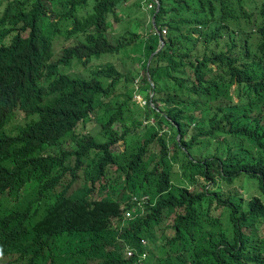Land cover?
Listing matches in <instances>:
<instances>
[{"label": "trees", "instance_id": "obj_1", "mask_svg": "<svg viewBox=\"0 0 264 264\" xmlns=\"http://www.w3.org/2000/svg\"><path fill=\"white\" fill-rule=\"evenodd\" d=\"M127 1L0 0V253L14 264H135L146 250L145 264H264L260 196L209 187L246 174L264 192V0H160L147 37L128 28L111 40ZM59 34L70 44L57 51ZM134 48L129 67L66 69ZM140 65L154 105L139 111L153 123L128 107ZM89 120L98 131H78ZM229 136L247 154L193 155Z\"/></svg>", "mask_w": 264, "mask_h": 264}, {"label": "rangeland", "instance_id": "obj_2", "mask_svg": "<svg viewBox=\"0 0 264 264\" xmlns=\"http://www.w3.org/2000/svg\"><path fill=\"white\" fill-rule=\"evenodd\" d=\"M142 1L143 0H130V3L133 6H132V9L129 11V14L131 16H133L134 21L126 22V20L129 18V16L126 15L125 21L123 23L119 24L118 28L115 29L114 34L110 33L111 36L116 35L118 33V30L121 29L122 25L125 27V29L126 28H132L134 30L139 29V31H142L140 29V27L138 26V22L144 21L145 26H147L149 24L148 21H149V18L151 16V11L148 12L144 9V7L142 5ZM141 5H142V7H141ZM90 9H91L90 7L84 8L82 13H86V12L90 11ZM59 22H61L62 24H65L61 20ZM143 32H144V30H143ZM62 36H63L62 34H59L57 36L58 39L55 40V47H56L57 51H60L62 49V44H65V43L70 44L69 40H66ZM135 52L139 53V51L137 49H135ZM116 60H117V57H114L111 55H106V56H103L99 60L92 61L91 63L88 64L87 67H84L81 65V66H75L74 69H68V68H66V69L70 72H75V71L76 72H83L84 74L89 75L92 72V70L94 69L95 64H102V63H105L107 61H116ZM135 60L136 59L133 57V53L130 52L129 57H125L123 60L124 66L129 67L131 64H133L135 62ZM140 71H142V68L140 69ZM114 98H115V102L116 101L121 102V101H123V99L125 97L115 95ZM133 101H139V100L136 97H134ZM128 107L130 110L135 111L133 114V117L139 118L140 120L143 121L144 124L148 121V119L144 116V112L142 113L139 111V110H143L146 107L145 104L135 103V105H134L133 102H131V103H129ZM128 113L130 114L131 112L128 111ZM152 121H155V120L153 119ZM92 128L94 130V133H96L98 131L99 125L95 124L94 120H89L86 123H81L78 127V131H81V132L89 131ZM113 128L120 131V132L122 131V127H121V124L119 121L115 122L113 124ZM139 135H141V133ZM129 137H130V135H127L126 139H129ZM73 139L75 140V138H73ZM222 140L224 143L223 142L220 143L216 139L215 141L213 140L211 142V144L204 143V144L195 145L193 150H192L193 155L213 154V153H216L217 149H220V151H217V152L221 153L223 156H227V155L235 156L236 154H239L241 156L243 154H247L245 149L249 148L248 142L241 143L239 141H236V140H239L238 138L233 137V136H229L227 138V140L229 141L230 144H232L233 148H231V147H229V145H230L229 143H225V142H227L226 140H224V139H222ZM124 141L125 140H123V139L119 140L113 146V148L116 151H120V150L124 149L125 148ZM233 143H235V144L233 145ZM65 147L72 149L73 148L72 142L65 144ZM181 157H183V156L181 155ZM177 166H179V165L177 164ZM173 176H174V173H173ZM180 176L184 177L183 175H181V172H180ZM219 182L221 184L220 186L217 187V186H212L209 184V187L210 188H216V189H223V190H229V189H232V187L237 188L240 190V192L245 197V199L246 198L248 199V197L251 198V197H253V195H258V196H260L259 198L261 199V202L264 203V192H262L260 187L258 186L257 180L249 177L246 174H241L240 176L235 177L233 182L231 183L232 186H228L226 184H223L222 179H219ZM174 183L177 184L175 181H174ZM239 195H241V194H239ZM240 203H242V202H239V204ZM242 205L247 207L248 203L245 202V203H242ZM218 213L220 214L222 220L226 223L225 214L228 215L226 209L223 208L220 210V212L218 211ZM168 221H170V219ZM150 243H152V242H150ZM148 264H152V258L149 260Z\"/></svg>", "mask_w": 264, "mask_h": 264}, {"label": "clouds", "instance_id": "obj_3", "mask_svg": "<svg viewBox=\"0 0 264 264\" xmlns=\"http://www.w3.org/2000/svg\"><path fill=\"white\" fill-rule=\"evenodd\" d=\"M167 1V3H168V0H166ZM142 5H143V7H144V9L146 10V11H151V16H150V18H149V24H150V21L152 20V22L154 23V25H155V15L153 14L152 15V11L154 10V9H156V12L160 9V6H161V2H160V0H143L142 1ZM142 5H141V7H142ZM132 4L130 3V0H128L127 2H126V6H125V8L123 9V11H122V13L120 14V16H121V20L117 23V24H115L114 25V27H112L109 31H108V37H109V39H111V40H114V41H117L116 40V36L119 34V33H122L124 30H125V27L122 25L121 26V29L120 30H118V33L116 34V35H113V36H111L110 35V33H112V34H114L115 33V29H117L118 28V26H119V24H121V23H123L124 21H125V16L126 15H128L129 16V18L126 20V22H131V21H134V19H133V16H131L130 14H129V11L132 9ZM87 7H90L91 9H90V11H88V12H86V13H83L84 15H86V14H88L89 12H91L92 11V7H93V5H89V6H87ZM156 14V13H155ZM148 24V25H149ZM148 25L147 26H145L144 25V21H139L138 22V26L140 27V29L142 30V31H140V32H142L143 33V35L145 36V37H147V34L148 33H146V29L148 28ZM126 29H128V28H126ZM130 29H132V28H130ZM133 31H137V32H139V29L138 30H134V29H132ZM143 30H144V32H143ZM149 32H150V30H149ZM156 32L159 34V39H160V44H159V47H158V49L155 51V52H153L152 54H151V57H149V61L151 60V58L153 57V55L157 52V51H159L162 47H163V45H164V35H166L167 34V27H163L161 30L160 29H158V28H156ZM119 42V41H118ZM120 43V42H119ZM135 49H137V48H134L133 49V56H136V55H139L140 54V52L139 53H137V52H135ZM138 50V49H137ZM139 51V50H138ZM129 53H130V50L129 51H127L126 52V56H124V53H119V54H105V55H103V56H106V55H111V56H114V57H117V60L116 61H107V62H113V63H115L118 67H121V62H123V60H124V58L125 57H129ZM103 56H101L100 58H96V59H93L92 61H94V60H99V59H101ZM91 61V62H92ZM90 62V63H91ZM107 62H105V63H107ZM144 63V60H143V62H142V64ZM104 64V63H103ZM99 65H101V64H95L94 65V69H95V67L96 66H99ZM142 68V71H140V69ZM93 69V70H94ZM92 70V71H93ZM140 71V72H139ZM138 72H139V74L136 76V78L134 79V81H133V83H132V85H131V87H132V90H133V98L134 97H136L139 101H136V103L137 104H145V105H148V104H151V105H154V103L152 102V100H148L142 93H141V91H140V89H141V86H142V77H143V75H144V73L146 72L145 71V69L140 65L139 66V69H138ZM90 74H92V72L90 73ZM89 74V75H90ZM151 80V79H150ZM153 84V83H152ZM153 96V93H151V97ZM153 118H150V119H148V121L145 123V124H147V123H153ZM98 125V124H97ZM137 196H135L134 198H136ZM248 199L246 198V201H247ZM134 206H138V207H140L141 208V210H142V212L143 213H146L147 212V205H145L144 204V202L143 201H137V202H135L134 203ZM125 214H126V216L127 217H132V211L131 210H128V211H126L125 212ZM143 242H148V244H149V241L148 240H146V239H143ZM146 244V243H145ZM150 245V244H149ZM129 252H131V253H129ZM134 252H135V250H134V248L132 249V248H127V256H133L134 255ZM148 258H149V252L146 250V251H144L142 254H141V256H140V258L136 261V263L137 264H145L147 261H146V259L148 260ZM15 263V257H14V255H12L11 253H9L8 255H6V253H0V264H14ZM135 263V264H136Z\"/></svg>", "mask_w": 264, "mask_h": 264}, {"label": "built area", "instance_id": "obj_4", "mask_svg": "<svg viewBox=\"0 0 264 264\" xmlns=\"http://www.w3.org/2000/svg\"><path fill=\"white\" fill-rule=\"evenodd\" d=\"M129 253H131V252H129Z\"/></svg>", "mask_w": 264, "mask_h": 264}]
</instances>
